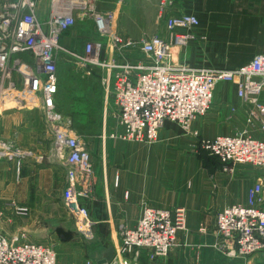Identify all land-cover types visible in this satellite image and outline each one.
<instances>
[{"label": "built area", "instance_id": "obj_1", "mask_svg": "<svg viewBox=\"0 0 264 264\" xmlns=\"http://www.w3.org/2000/svg\"><path fill=\"white\" fill-rule=\"evenodd\" d=\"M40 2L0 0V128L8 110L36 109L43 113L52 132L56 158L67 167L64 206L81 222L87 238L92 235L88 201L93 194L95 168L86 139L57 108L59 55L64 52L84 66L102 69L106 88L113 90L115 117L123 130L120 137L132 142L155 143L167 121L191 132L194 119L211 108L216 84L236 83L237 94L247 107L246 127L234 134L203 139L199 147L217 157L225 172H234L238 164H249L262 174L249 188L246 203L232 204L218 213L214 246L229 256L247 257L264 251V209L260 207L264 202V137L253 133L257 130L264 135V52L235 69L177 65L172 49L188 45L191 35L179 29L198 26L200 21L194 14L167 19L170 42L159 35L134 40L116 33L114 11H96L92 0H49L45 19L38 16ZM171 3L161 0V10ZM80 6L83 17L94 18L98 35L85 43L82 54H77L61 46L60 37L74 26V10ZM135 48L143 53L142 59L125 54ZM115 52L118 58L113 57ZM27 155H31L30 150L0 138V159ZM17 211L26 213L25 208L18 207ZM186 222L184 207H145L135 227H122L119 248L107 264H138L143 251L151 261L166 259ZM20 240L16 235L0 236V264H56L51 245ZM87 264L95 261L88 259Z\"/></svg>", "mask_w": 264, "mask_h": 264}, {"label": "crops", "instance_id": "obj_2", "mask_svg": "<svg viewBox=\"0 0 264 264\" xmlns=\"http://www.w3.org/2000/svg\"><path fill=\"white\" fill-rule=\"evenodd\" d=\"M160 5L161 0H92L96 11H114L116 33L134 40L159 35L170 42L167 19L184 13L196 15L198 26L179 29L190 34L191 39L188 45L172 49L177 65L235 69L264 52V0H172L164 11ZM82 8L74 10V26L60 37L61 46L77 54H82L85 43L98 35L94 18L83 17ZM48 14L49 0H41L38 16L45 19ZM129 51L125 54L133 55ZM113 57L119 56L115 52ZM246 108L237 94L236 83L223 82L216 84L211 108L194 119L190 133L167 121L158 140L149 144L115 139L104 130L99 153L106 155V162H100L96 168L98 186L94 200L88 201L95 238L85 239L77 227L69 233V239L47 243L56 253V264H87L88 259L99 264L110 248L115 255L122 227H135L148 206L184 207L186 228L178 233L166 259L151 261L143 251L138 264H264V251L247 257L229 256L214 246L218 213L232 204L247 202L248 190L257 180L256 171L247 168L249 164H239L234 172H225L217 157L199 147L203 139L234 134L246 127ZM36 113L43 116L36 109L8 110L0 128L3 141L31 151L25 157L0 159V209L4 208L2 205H8L11 211L25 208L26 214H21L25 216L34 205L49 197L53 202L57 197L67 211L62 198L67 167L63 160L54 159L53 154L45 163L40 160L47 155L49 145L39 134L29 131L33 124L31 116ZM26 133L39 139L25 144ZM253 133L264 137L257 130ZM10 217L0 219V236H20L24 230L27 235V229L35 221L30 216L19 226Z\"/></svg>", "mask_w": 264, "mask_h": 264}, {"label": "rangeland", "instance_id": "obj_3", "mask_svg": "<svg viewBox=\"0 0 264 264\" xmlns=\"http://www.w3.org/2000/svg\"><path fill=\"white\" fill-rule=\"evenodd\" d=\"M130 50L129 53H133L130 56H133V58L142 59L144 57V55L141 56L142 53L139 52V49L138 51L134 49ZM59 56L61 57L58 64L59 92L57 96V108L61 113L71 119L74 129L86 139L88 147L94 153L92 157L95 168V183L92 186L93 194L89 198L92 201L95 198V189L99 181L96 168L100 162L102 164L106 162V155L104 156L103 152L99 153L100 147L103 144L101 137L104 134V130L107 131L109 137L124 140L120 137L123 130L120 126L117 127L115 117L117 108L112 94L113 90L111 89L110 91L106 88L107 85L104 82V72L102 69L84 66L78 59L65 54H60ZM31 117L33 124L29 131L33 130L35 134H39L42 141L49 145L48 150L50 149V151H46V156L40 157V160L43 163L47 162L51 154L56 159L53 151L52 132L48 128L45 118L38 113ZM32 135L31 133L25 134V144L34 143L39 139L38 136L36 139L35 135L32 138ZM251 167L250 165L247 166V168L256 171L255 175L257 174V179L262 174V171L256 167ZM262 205L260 207L264 209V204ZM2 206L5 210L0 209V219L11 216L12 220L14 222L17 221L16 223L19 226L26 223L30 216L34 217L35 221L27 229V235L25 230L22 233L24 236L20 235L22 241L41 242L44 244L54 243L56 240L65 241L69 239V233L77 227H79V231L85 239L93 241L95 238L93 228H91L92 235L88 234L90 236L87 238L85 232L80 227L81 222L67 213L57 197L54 202L52 201V197H49L44 203L34 205V209H31V212L27 216L21 215L17 209H14V212L11 211V209L7 208L8 205ZM6 225L9 226L10 224L6 223ZM91 256H93V253H91Z\"/></svg>", "mask_w": 264, "mask_h": 264}, {"label": "water", "instance_id": "obj_4", "mask_svg": "<svg viewBox=\"0 0 264 264\" xmlns=\"http://www.w3.org/2000/svg\"><path fill=\"white\" fill-rule=\"evenodd\" d=\"M113 256H114V250H113V248H110L107 251L106 256L99 261V264L107 263L108 261H110L113 258Z\"/></svg>", "mask_w": 264, "mask_h": 264}]
</instances>
